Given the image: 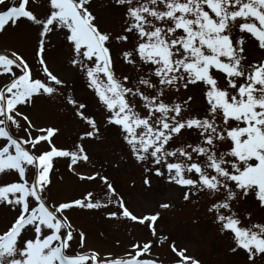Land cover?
I'll return each mask as SVG.
<instances>
[{
	"label": "snow or ice",
	"instance_id": "1",
	"mask_svg": "<svg viewBox=\"0 0 264 264\" xmlns=\"http://www.w3.org/2000/svg\"><path fill=\"white\" fill-rule=\"evenodd\" d=\"M21 25L36 33L31 60L0 49V264H202L96 165L90 146L113 135L144 185L155 176L184 202L205 200L229 251L264 264V219L245 207L264 209V0H8L0 35ZM57 46L74 76L50 56ZM41 99L75 122L70 145L62 124L30 111ZM60 159L85 185L76 195L53 193ZM85 212L158 239L120 255L86 247ZM160 242L172 257L152 254Z\"/></svg>",
	"mask_w": 264,
	"mask_h": 264
},
{
	"label": "rangeland",
	"instance_id": "2",
	"mask_svg": "<svg viewBox=\"0 0 264 264\" xmlns=\"http://www.w3.org/2000/svg\"><path fill=\"white\" fill-rule=\"evenodd\" d=\"M7 2L8 0H4V4H0V7L5 6ZM104 4L105 0H96L97 7L102 8ZM108 22L116 23L112 17L108 18ZM35 35L33 29L21 25L14 32L0 35V49L16 46L31 60ZM250 50L254 57L261 54L256 49ZM50 56L58 67L63 68L65 74L74 76L71 69L64 64L66 52L63 48L55 47L51 50ZM77 87L81 94H86L82 84H78ZM30 111L39 115L41 121L50 119L62 124L63 133L58 138V142L64 145L72 143L77 126L69 116L57 111L54 102L41 99ZM90 151L94 153L93 158L97 166L106 163L116 185L129 198L132 207L138 213L150 210L161 211L162 218L157 224L158 234L162 233L168 241H175L178 246L186 247L190 254H194L202 261V264H243L241 256L229 251L231 240L220 233L214 217L206 211L205 200L184 202L179 188L155 176L152 177L151 186L144 185L142 169L135 163L124 160V154L114 135L103 142L92 144ZM53 179V193L58 197L76 195L85 187L67 169L63 159L57 161ZM132 181H135V184H132ZM164 201H170L173 206L160 209L158 205ZM245 207L253 213L254 217L264 219V209L251 204ZM76 217L77 222L83 224L87 232L86 247H93L101 252L110 251L120 255L128 250L130 242L136 239L154 241L158 239V236H152L135 222L110 221L100 214L88 212L77 213ZM152 254L158 255L161 259L174 255L168 242L154 243Z\"/></svg>",
	"mask_w": 264,
	"mask_h": 264
}]
</instances>
